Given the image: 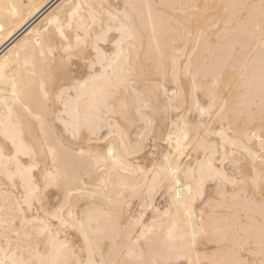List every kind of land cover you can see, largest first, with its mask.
Wrapping results in <instances>:
<instances>
[{"label": "bare ground", "instance_id": "bare-ground-1", "mask_svg": "<svg viewBox=\"0 0 264 264\" xmlns=\"http://www.w3.org/2000/svg\"><path fill=\"white\" fill-rule=\"evenodd\" d=\"M262 174L264 0H0L6 264H264Z\"/></svg>", "mask_w": 264, "mask_h": 264}, {"label": "snow or ice", "instance_id": "snow-or-ice-1", "mask_svg": "<svg viewBox=\"0 0 264 264\" xmlns=\"http://www.w3.org/2000/svg\"><path fill=\"white\" fill-rule=\"evenodd\" d=\"M60 35L63 37L64 33L61 31V32H60ZM170 139H171V138H170ZM185 139H187V137H185ZM177 143L179 144V141H177ZM109 154H110V155L112 154V153H111V150H110V153H109ZM254 179H255V178H254ZM260 182H261V183H264V174L261 175V177H260ZM37 191H38V190H37ZM189 191H191V189H189ZM61 212H62V210H61ZM57 215H59V213H58ZM60 219L63 220V217L60 216ZM194 239H195V237L193 236V241H194ZM0 264H6V261L0 260ZM13 264H16V262L14 261ZM88 264H92V262L89 261Z\"/></svg>", "mask_w": 264, "mask_h": 264}, {"label": "rangeland", "instance_id": "rangeland-1", "mask_svg": "<svg viewBox=\"0 0 264 264\" xmlns=\"http://www.w3.org/2000/svg\"><path fill=\"white\" fill-rule=\"evenodd\" d=\"M149 160V159H148ZM148 160H147V162H148ZM142 164H144V162L141 160L140 161ZM135 203H137V201H135ZM161 204H163L164 202L161 200V202H160ZM17 221H15L14 223H16ZM17 224V223H16ZM0 230H1V228H0ZM8 234V237L10 238V236H12L13 238L11 239H9V240H11V242H14V238H15V235H11L12 233L10 232V233H7ZM10 234V235H9ZM2 239H4V236H0V240H2ZM13 240V241H12ZM3 241V242H2ZM2 241H0V244L2 245V246H4L5 245V243H4V241L5 240H2ZM2 242V243H1Z\"/></svg>", "mask_w": 264, "mask_h": 264}]
</instances>
